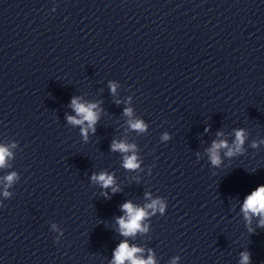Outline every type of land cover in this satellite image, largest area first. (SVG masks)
Listing matches in <instances>:
<instances>
[{
  "label": "clouds",
  "instance_id": "9594fccd",
  "mask_svg": "<svg viewBox=\"0 0 264 264\" xmlns=\"http://www.w3.org/2000/svg\"><path fill=\"white\" fill-rule=\"evenodd\" d=\"M113 93L115 92V85H110ZM71 107L77 113L76 117L69 116L67 117L68 122L74 125H84L87 122V127H82V135L87 137V131L89 128L95 131V124L98 120V114L94 110L97 106L95 104H83L79 102V98L74 97L71 101ZM126 115H131V109H125ZM130 127L134 130L144 131L146 126L143 121H130ZM218 135H220L218 133ZM236 139L234 142L233 148H228L226 141L213 142L212 147L208 150L210 154V159L213 165H218L220 163L219 150L222 148H228L226 155L232 156L235 152H239L244 143L245 134L243 130H237L235 133ZM167 139V136L164 137ZM255 146V145H254ZM134 145H128L124 142L113 141L111 145L112 151H120L122 153L129 152ZM10 156L9 150L0 146V167L5 165L6 158ZM124 167L127 169H135L138 167L137 158L133 154L131 156H125L124 158ZM15 178V173L8 175L5 179L9 184ZM93 180L98 181L102 187L108 188L113 184V177L105 173H101L98 176L93 175ZM113 191H116L113 188ZM5 196L8 195L7 192L4 193ZM107 195V193H105ZM159 205V210L164 211V205L159 200H154L151 204L147 205L148 208H151L153 211L157 209ZM122 210L126 213V217L118 218V223L121 228V234L124 236H129L135 234L137 231H144L146 229L141 228V221L146 216V211L143 208H137L133 206L131 202H127L122 205ZM242 211L246 220H250L251 216H258L259 226L264 227V185L259 186L255 191L250 195L246 196ZM141 250L135 246L130 247L126 241L118 245L117 249L114 252V259L112 264H124L125 260H128L130 264H154L153 258L150 256L147 261L138 258L137 253ZM240 264H250V254L247 252L241 253Z\"/></svg>",
  "mask_w": 264,
  "mask_h": 264
}]
</instances>
